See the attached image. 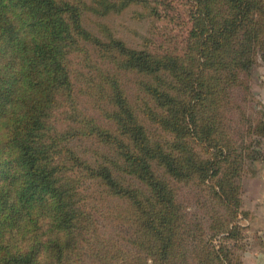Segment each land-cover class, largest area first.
Instances as JSON below:
<instances>
[{
    "label": "trees",
    "instance_id": "trees-1",
    "mask_svg": "<svg viewBox=\"0 0 264 264\" xmlns=\"http://www.w3.org/2000/svg\"><path fill=\"white\" fill-rule=\"evenodd\" d=\"M195 3L186 63L98 38L86 13L112 0H0V264H233L215 234H192L178 192L192 185L206 206L209 186L234 213L243 161L263 155L234 140L225 112L235 88L247 90L241 76L264 61V0ZM122 69L135 77L131 95ZM246 120L264 137V113ZM90 181L125 202L114 203L122 249L111 253L114 237L105 238V258L89 252Z\"/></svg>",
    "mask_w": 264,
    "mask_h": 264
},
{
    "label": "rangeland",
    "instance_id": "rangeland-1",
    "mask_svg": "<svg viewBox=\"0 0 264 264\" xmlns=\"http://www.w3.org/2000/svg\"><path fill=\"white\" fill-rule=\"evenodd\" d=\"M112 1L116 5L118 3L119 8L115 5L104 13L98 14L93 11L86 13L85 24L98 38L105 41L116 38L129 49L178 54L184 56L186 63H189L186 55L194 57L191 38L195 26L194 15L198 8L196 0ZM241 78L247 90L239 86L235 88L233 105L229 106L225 113L232 125L234 140L246 142L250 145L251 152L259 150L263 155L256 160L245 158L242 163V175L238 178L241 199L239 207L231 213L211 197L212 191L209 186H205L202 192L208 200L206 206L195 205L193 199L195 188L192 185L180 184L178 196L184 201V212H187L184 222L190 223L193 220L195 224L192 227V234L205 237L215 234L213 241L225 246V251L231 255L233 264H264V137H255L249 132V124L246 120L248 118L258 120L264 113V61L260 56L257 57L249 73L243 74ZM134 81L133 74H128L122 69L123 89L129 95L134 92ZM238 104L243 107L240 108ZM244 115L245 119H243ZM146 126L153 131V135L158 132L154 125L146 123ZM250 126L253 127L254 124ZM98 149L105 151L107 146L103 145ZM204 149L203 146H198L197 149L201 150L202 157L207 156ZM6 176L0 166V185L6 181ZM123 181L133 183L129 176ZM90 184L88 209L93 212V223L89 228L94 251L89 252H98L105 258L103 256L105 238L114 237V241L109 242V245L113 248L119 246L122 249V241L117 240L115 236L116 232L122 231V215L117 216V206L114 204L119 200L98 195L97 191H100L98 184L95 181H90ZM94 196L97 198L93 199ZM117 205H122L124 209L125 202H119ZM211 216L216 219L213 220ZM232 227L233 232L229 235L228 229ZM190 240L192 237L188 238V242ZM116 252L115 248L111 251L113 254H117ZM114 260L118 259L99 258L93 264H111ZM186 261L191 263L192 259L189 257ZM75 263L76 259L74 263L70 262V264Z\"/></svg>",
    "mask_w": 264,
    "mask_h": 264
}]
</instances>
